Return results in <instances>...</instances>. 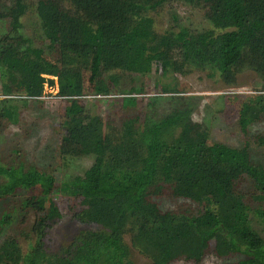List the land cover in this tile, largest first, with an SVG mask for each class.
I'll use <instances>...</instances> for the list:
<instances>
[{
  "label": "trees",
  "instance_id": "trees-1",
  "mask_svg": "<svg viewBox=\"0 0 264 264\" xmlns=\"http://www.w3.org/2000/svg\"><path fill=\"white\" fill-rule=\"evenodd\" d=\"M24 0L0 12L9 20V31L19 28ZM173 0H36L35 10L47 49L30 47L23 37L0 36V83L20 86L27 98H40L43 87L56 88L65 101L57 148L60 157L92 156L80 177L56 183L51 173L16 157L0 164V227L28 211L39 213L36 242L22 264H131L129 246L151 261L199 263L209 251L221 259L237 254L242 259L224 264H264V240L251 229L247 206L236 192L246 179L264 194V168L242 149L208 143L190 120L188 110H172L142 132V148L126 158L106 156V139L98 116L84 107L82 75L65 57L84 61L87 83L95 92L102 74L114 71L149 74L160 67L167 73L173 56L193 69L209 70L224 80L245 63L264 79V0H181L206 9L205 17L217 34L191 35L185 29L157 36L146 10ZM172 65V66H171ZM107 85L110 94L113 80ZM166 89L167 87L164 86ZM96 93V94H97ZM140 91L110 100L121 110L134 106ZM131 94V95H130ZM237 125L241 132L264 119V96L236 97ZM10 100L0 101V120L12 117ZM13 114V113H12ZM12 119V118H11ZM167 187L176 198L202 205L195 214L163 211L153 198ZM66 194L78 206V222L96 227L82 231L68 251L47 255L43 249L45 227L58 218L51 195ZM20 199L12 201L15 196ZM264 200V197H262ZM256 215L264 224V208ZM0 250V264H18L13 240Z\"/></svg>",
  "mask_w": 264,
  "mask_h": 264
},
{
  "label": "rangeland",
  "instance_id": "rangeland-1",
  "mask_svg": "<svg viewBox=\"0 0 264 264\" xmlns=\"http://www.w3.org/2000/svg\"><path fill=\"white\" fill-rule=\"evenodd\" d=\"M36 0H24L22 12L18 18L19 28L9 31V20L0 19V36H20L29 40L30 47L46 52L41 23L35 10ZM13 6V0H0V12ZM206 9L201 5H193L181 0H173L162 6L146 10L142 16L151 19L153 31L157 36L176 33L179 29L187 30L191 35L219 31L214 29L205 17ZM70 68L79 69L82 75L83 96L79 102L85 103V109L99 117L102 128L101 135L106 139V156L109 154L126 158L133 148H142V132L149 122L158 121L172 110H188L190 120L196 125L198 133L208 143H219L230 148L244 150L252 162L264 168V119L249 125L241 132L237 125L236 97L261 94L264 96V79L245 63L238 64L231 71V76L224 80L209 70L193 69L173 56L172 67L162 73L160 67L149 74H133L114 71L101 75L99 87L102 92H95L87 83L88 72L84 61L65 57ZM114 82L117 94L107 92L110 81ZM164 86L167 88L165 89ZM139 90L133 95L138 102L127 109H120L114 104L129 94L131 90ZM97 93V94H96ZM131 95V94H130ZM10 100L12 117L0 120V164L9 163L15 157L31 164L39 170L51 173L56 183H66L80 177L92 163V156L60 157L57 148L62 135L60 123L62 111L66 103L56 96V88L43 87L40 98H27L20 86L15 84L2 86L0 83V101ZM12 118V119H11ZM239 193L247 206L248 222L264 240V224L260 223L256 211L264 208V194L254 190L248 180L237 182ZM21 195L12 199L18 200ZM157 207L163 211H188L195 214L202 205L189 200L173 197L167 187L161 188L153 198ZM8 200L0 203V215L5 210ZM7 203V204H6ZM6 204V205H5ZM52 204L58 218L45 227L43 249L47 255L63 254L74 243L82 231H95L96 227L78 222L75 213L78 206L66 194L51 195L46 205ZM7 226L0 227V250L9 240H13L18 249L20 260L28 254L36 242L35 225L39 213L28 211L17 217ZM129 248L128 259L131 264H151V261L129 246L128 238L123 239ZM204 254L199 263L182 259L169 264H224L235 263L242 259L237 254L225 258H217L210 251ZM1 252V251H0Z\"/></svg>",
  "mask_w": 264,
  "mask_h": 264
}]
</instances>
